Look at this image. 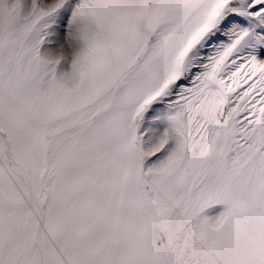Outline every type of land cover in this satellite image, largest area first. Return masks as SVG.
<instances>
[{
    "label": "snow or ice",
    "instance_id": "1",
    "mask_svg": "<svg viewBox=\"0 0 264 264\" xmlns=\"http://www.w3.org/2000/svg\"><path fill=\"white\" fill-rule=\"evenodd\" d=\"M0 264H264V0H0Z\"/></svg>",
    "mask_w": 264,
    "mask_h": 264
}]
</instances>
